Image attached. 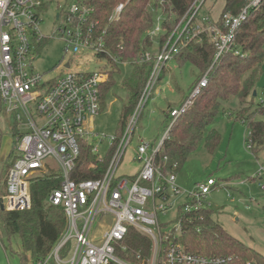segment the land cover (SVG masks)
I'll return each mask as SVG.
<instances>
[{
    "label": "built area",
    "instance_id": "obj_1",
    "mask_svg": "<svg viewBox=\"0 0 264 264\" xmlns=\"http://www.w3.org/2000/svg\"><path fill=\"white\" fill-rule=\"evenodd\" d=\"M207 1L195 0L168 41L137 60L138 63L152 62L154 68L136 109L126 120L122 135L110 139L108 157L111 155V158L105 172L93 179H73L74 173L76 177L78 174L83 145L90 146L100 163L106 159L100 158L94 146L96 139L101 142L104 138L92 132L89 121L100 114L101 90L110 81V73L102 69L74 72L67 63L65 74L45 80L34 67L46 44L55 39V34L47 38L40 29L44 23V4L41 0H0V102L15 117L21 132L15 146L19 157L8 172L3 204L9 211L29 210L32 181L50 171L60 172V187L48 197L51 205L63 208L68 222L66 234L51 256L56 264H226L229 260L189 253L183 244L186 224L201 221L196 215L206 205L205 198L218 187L216 180L209 178L193 192L186 193V201L177 207L171 219L170 212L183 191L177 185V175L161 171L157 164L173 123L193 106L208 85L214 65L225 55L240 54L236 48L237 31L247 20L249 10L259 8L264 2L253 0L237 16L224 15L221 29L210 16L201 15ZM124 8V4L118 5L109 21L117 20ZM95 15L92 0H76L58 9L56 21L60 26L56 32L67 44L66 54L75 57L82 52H93L94 57L107 59L112 68L121 61L105 49L107 30L97 33L99 23ZM162 23L163 17H157L149 31L150 37L162 33ZM204 33L211 35L216 47L212 67L180 107L170 111L173 121L160 143L151 150L139 138L137 148L132 149L143 109L167 63L174 60L186 41ZM246 144L254 154L250 137ZM131 150L130 161L138 164L137 170L132 175H119L118 170ZM95 168L96 165H89V169ZM252 180L258 182L259 190L264 193V164H260ZM160 217L167 221L162 223ZM99 221V229L94 230ZM131 229L146 235L151 242V254L147 257L139 253L132 262L122 256L129 249ZM67 244L71 250L62 258L59 252Z\"/></svg>",
    "mask_w": 264,
    "mask_h": 264
},
{
    "label": "trees",
    "instance_id": "obj_2",
    "mask_svg": "<svg viewBox=\"0 0 264 264\" xmlns=\"http://www.w3.org/2000/svg\"><path fill=\"white\" fill-rule=\"evenodd\" d=\"M194 1L92 0L96 8L95 21L99 23L97 33L107 30L105 49L117 56L121 63L133 65L131 79L125 83L129 99L123 110V126L136 109L154 68L152 62L138 63L137 60L143 53L154 51L156 47L161 48L168 41ZM252 1L225 0L221 16L217 20L212 19L213 23L223 29L224 15L237 16ZM120 4L125 6L120 17L115 21H109L114 9ZM159 16L163 17L162 33L152 38L149 31ZM263 46L264 2L259 8L249 10L247 20L237 31L236 48L240 54L225 55L214 65L209 74L208 85L202 89L193 106L173 123L163 151L157 157V164L161 171H170L177 175L188 158L198 149L204 139L205 131L213 124L221 111L220 102L227 101L233 96L238 98L240 104V109L235 115L236 121L245 125L250 131L249 137L254 144V154L264 151V121L257 119L258 116H264V100L258 104H255L253 100L262 74ZM215 54L216 47L211 35L204 33L199 38L186 41L174 57V60L180 64L190 62L199 69L200 74L191 89L212 67ZM112 83L110 73V81L101 90L103 104L107 89ZM0 113L7 118L5 124L12 125L11 134L17 141L21 136L19 123L13 115L5 111L2 102H0ZM168 119L169 116L166 114V120ZM122 133L123 131L120 136ZM2 138L3 132L0 128V151ZM219 143V133L215 130L210 131L206 137L207 151L214 153ZM14 151L15 153L8 157L0 174L2 176L0 177V241L10 242L14 236H18L21 247L14 254L21 258L23 264H29V256L37 263H43L49 259V264H56L51 256L65 236L68 222L63 208L51 205L48 197L60 187V172L50 171L32 181L30 186L32 206L29 210H3L1 203L7 194L8 172L19 157L16 149ZM110 158L111 155L100 163L92 154L90 146L83 145L77 165L78 174L76 177L74 173L73 179L99 177L107 169ZM90 164L96 165V168L89 169ZM5 169L8 171L7 176H5ZM196 216L202 218L201 221L185 226L183 244L187 252L203 256L226 257L229 259L226 264H264V255L231 236L213 218V211L208 205H204ZM198 229L201 231L198 232ZM128 248L127 253L122 256L130 261L139 253L147 257L151 254L150 239L134 229L130 230ZM70 250L71 245L67 244L61 248L59 255L65 258Z\"/></svg>",
    "mask_w": 264,
    "mask_h": 264
},
{
    "label": "rangeland",
    "instance_id": "obj_3",
    "mask_svg": "<svg viewBox=\"0 0 264 264\" xmlns=\"http://www.w3.org/2000/svg\"><path fill=\"white\" fill-rule=\"evenodd\" d=\"M41 1L44 4L42 8L44 23L40 26L41 32L47 38L55 34V39L50 40L36 58L34 62L36 71L42 74L45 80H49L65 74L67 70L64 66L70 63L71 71L74 72H95L102 69L111 73L113 83L107 89L104 104L101 103L100 114L92 122L89 121V125L93 127L92 132L104 138L101 142L97 139L94 141L100 158H108L110 139L120 136L123 131V110L129 99L125 83L131 79L133 65L120 63L111 68L107 59L96 58L93 52H82L75 57L66 54L67 44L60 37V33L56 32L60 26V22L56 21V14L58 9L66 8L76 0ZM224 6L225 0H208L201 10V15H208L211 19L217 20ZM199 74V69L190 62L180 64L171 60L167 63L150 93L148 104L143 109L131 143L132 149L137 148L139 138L149 144L151 150L160 143L168 125L173 121L169 108L180 107L182 99L191 93V87ZM255 92L257 96L253 95V100L258 104L264 100V62ZM239 109L237 97L233 96L227 101L220 102L221 111L205 131L203 141L177 173V185L182 189L183 195L170 212V218L174 219L177 207L186 201V193L193 192L198 184L212 178L216 180L218 187L205 198L204 203L213 211V218L231 236L264 255V193L259 190L258 182L252 180L260 164H264V151L255 155L247 149L246 140L250 131L236 121L235 115ZM165 113L169 116L168 120ZM33 118L36 119L35 114ZM5 119L7 120L6 116L0 113V128L3 132L0 174L8 157L15 153L14 147L17 144L11 134L12 125H6ZM257 119L264 121V116H258ZM22 129L24 130L25 126ZM212 130L219 133L220 143L211 154L206 149V137ZM131 154L132 150L125 156L118 170L119 175H131L136 171L138 164L130 161ZM54 165L56 168L55 163ZM5 171L7 176L8 171L6 169ZM160 220L164 223L167 218L160 217ZM99 225L100 221L95 224L94 230H98ZM20 247L18 236H14L10 242L0 241V264H23L21 258L14 254ZM29 264L41 263L33 261L29 256Z\"/></svg>",
    "mask_w": 264,
    "mask_h": 264
},
{
    "label": "water",
    "instance_id": "obj_4",
    "mask_svg": "<svg viewBox=\"0 0 264 264\" xmlns=\"http://www.w3.org/2000/svg\"><path fill=\"white\" fill-rule=\"evenodd\" d=\"M257 96V92H254V97ZM1 208L4 210L5 209V206L3 203H1Z\"/></svg>",
    "mask_w": 264,
    "mask_h": 264
},
{
    "label": "crops",
    "instance_id": "obj_5",
    "mask_svg": "<svg viewBox=\"0 0 264 264\" xmlns=\"http://www.w3.org/2000/svg\"><path fill=\"white\" fill-rule=\"evenodd\" d=\"M185 98H186V97H185ZM185 98L182 99L181 104L184 102V99H185ZM169 110L171 111V110H173V109H172V108H169ZM165 114H167V113H165ZM136 170H137V169H136ZM135 172H136V171H135ZM135 172H133L132 174H134ZM132 174H131V175H132Z\"/></svg>",
    "mask_w": 264,
    "mask_h": 264
}]
</instances>
